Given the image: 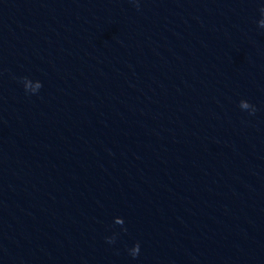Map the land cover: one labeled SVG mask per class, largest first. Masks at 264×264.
I'll list each match as a JSON object with an SVG mask.
<instances>
[{"label": "water", "instance_id": "water-1", "mask_svg": "<svg viewBox=\"0 0 264 264\" xmlns=\"http://www.w3.org/2000/svg\"><path fill=\"white\" fill-rule=\"evenodd\" d=\"M0 264H264V0H0Z\"/></svg>", "mask_w": 264, "mask_h": 264}]
</instances>
